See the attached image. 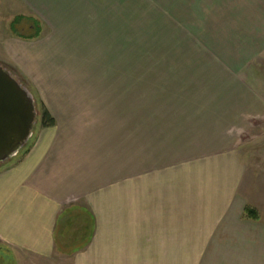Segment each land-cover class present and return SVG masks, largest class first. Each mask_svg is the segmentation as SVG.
Listing matches in <instances>:
<instances>
[{
  "label": "crops",
  "instance_id": "1",
  "mask_svg": "<svg viewBox=\"0 0 264 264\" xmlns=\"http://www.w3.org/2000/svg\"><path fill=\"white\" fill-rule=\"evenodd\" d=\"M14 1L42 29L36 41H9L12 60L32 71L56 124L0 168V247L42 262L166 264L168 238L177 264H264V221L245 217L260 207L243 188L247 146L264 135V0ZM62 53L86 73V56L99 54L112 78L122 65L132 79L137 57L173 71L177 205L159 191L148 139L137 156L115 148L122 132L86 126V110L68 104L75 83L56 90L50 77L62 75L45 61Z\"/></svg>",
  "mask_w": 264,
  "mask_h": 264
},
{
  "label": "rangeland",
  "instance_id": "2",
  "mask_svg": "<svg viewBox=\"0 0 264 264\" xmlns=\"http://www.w3.org/2000/svg\"><path fill=\"white\" fill-rule=\"evenodd\" d=\"M28 11V8L22 6L20 2L0 0V65L12 71L13 75L33 92L39 111V121L35 128V133H37L42 125V106L46 107V105L41 101L40 94L35 91L34 86L36 85L28 77V73L32 71L22 70L14 63L12 51L8 45L9 41L13 38L15 39V37L36 41L41 35V30L38 37L30 39L16 34L22 33L24 36H34L37 32L36 27L38 28L39 26L42 29L41 22L30 16ZM17 18H20V21L16 24V31L14 32L12 25ZM44 29L47 30L48 28L45 26ZM71 56L75 55L54 54L50 56V60L45 61L46 63H51L52 68H56L62 75L60 78L54 74L57 77L54 80L50 77V81L55 83L56 90L62 83L65 84V81L75 83L76 85L73 88L80 95L74 98L70 97L69 100L71 101L68 104L71 103L73 109L86 110V114L83 116L86 126H98L94 125L97 120V124L103 126L107 124L106 127L115 128L116 131L122 132L123 134L117 138L115 148H124V150L129 151L130 155L132 153L133 156H137L138 154L135 152L140 151L139 148L141 147H146L145 143L141 144V142L148 139L150 145L147 146V152H149V157L151 158L150 164L153 167L158 164L155 169L159 170V176H163L161 183L164 182L162 189L165 191L160 186L159 191L163 193L166 205H177V85L168 86L169 83H177V78L171 76V74L174 75L173 71L165 68L153 70L151 68L153 64L149 61H146L143 67V60L141 61L137 57V64L135 65L137 68L134 70L132 79L129 75L126 76L128 71H123L121 69L122 65L118 71L119 74L112 78L107 73V65H103L107 62L106 59L100 57L99 54L86 56L88 59L91 58L95 65L92 66L90 73H86L83 69H78L75 63H69L72 62ZM155 64L158 66L157 62ZM148 65L149 68L147 69L146 66ZM47 70L52 75L53 71ZM168 73L170 74L168 75ZM37 80L42 81L39 75ZM81 81H83L84 85ZM82 94L85 95V100L79 99ZM102 94L105 95L98 102L97 100L100 99L99 96ZM110 95L113 99L112 102L109 101L111 99ZM109 107H112V112ZM98 111L104 117L94 119L95 113ZM107 113L110 115L117 114L116 118L115 116L107 118L105 116ZM88 131L90 132L89 129ZM35 133L31 141H33ZM155 133H161V135H156ZM141 138L144 139L142 140ZM262 138L263 140L250 143L247 146L248 150L246 151L245 159L249 175L243 188L251 193V200L256 202L260 209L258 210L253 206L250 207L255 208L261 220L264 221V135ZM104 143L102 142V144ZM23 151L18 157L21 156ZM254 202L252 203L255 204ZM165 242L166 264H177V257L174 255L177 253V245L173 244L168 238H166ZM0 264H73V262L71 260L67 261L60 256L51 257V259H47L44 262L36 261L28 255L23 257L13 250L0 247Z\"/></svg>",
  "mask_w": 264,
  "mask_h": 264
},
{
  "label": "water",
  "instance_id": "3",
  "mask_svg": "<svg viewBox=\"0 0 264 264\" xmlns=\"http://www.w3.org/2000/svg\"><path fill=\"white\" fill-rule=\"evenodd\" d=\"M38 121L33 92L0 65V167L18 157L30 143Z\"/></svg>",
  "mask_w": 264,
  "mask_h": 264
},
{
  "label": "trees",
  "instance_id": "4",
  "mask_svg": "<svg viewBox=\"0 0 264 264\" xmlns=\"http://www.w3.org/2000/svg\"><path fill=\"white\" fill-rule=\"evenodd\" d=\"M20 21V18H17L13 25H12V28H13V31L15 32L16 31V24ZM40 27L38 26V28L36 27V34L34 36H24L22 33H16L17 35L23 37V38H27V39H30V38H36L39 36L40 34ZM41 122H42V125L44 127H53L55 126L56 124V120L55 118L52 116V114L49 112V110L44 106H42V113H41ZM27 147V146H26ZM26 147L24 149V151L26 150ZM23 151V152H24ZM17 158V157H16ZM15 159V158H14ZM13 159V160H14ZM13 160H11L9 163L7 164H4L3 166H6L8 164H10ZM1 166V167H3ZM0 167V168H1ZM245 217L246 218H249V219H254V220H258L260 218L259 216V213L258 211L255 209V208H252V207H247L245 209Z\"/></svg>",
  "mask_w": 264,
  "mask_h": 264
}]
</instances>
